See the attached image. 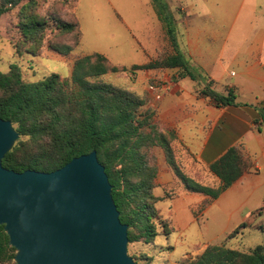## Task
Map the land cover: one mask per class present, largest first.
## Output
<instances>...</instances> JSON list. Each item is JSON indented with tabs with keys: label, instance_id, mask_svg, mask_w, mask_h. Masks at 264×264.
Segmentation results:
<instances>
[{
	"label": "trees",
	"instance_id": "trees-1",
	"mask_svg": "<svg viewBox=\"0 0 264 264\" xmlns=\"http://www.w3.org/2000/svg\"><path fill=\"white\" fill-rule=\"evenodd\" d=\"M79 1L0 0V18L19 8L20 37L11 41L16 57L40 56L49 31L55 35L49 40L48 48L70 55L83 38L76 13ZM151 2L165 26L173 53L164 50L149 63L128 68L115 66L105 55L96 52L75 59L71 76L51 73L33 83L23 80L17 64L11 65L7 73L0 71V118L12 121L20 134L13 149L4 157L3 166L19 173L27 170L50 173L76 157L96 151L112 185L120 219L128 225L130 244H151L158 236L169 241L175 233L172 223L158 207L170 195L155 194L159 187L156 147L164 150L168 165L187 191L204 194L212 200L234 185L251 165L244 146H233L209 166L221 180L220 186L203 184L185 171L176 156V132L160 131L157 112L147 106V96L98 80L109 73H125L135 80L138 71L178 69L172 76L174 83L185 78L205 81L207 84L200 94L216 107L236 105L234 89H228L226 94L217 92L213 88L214 81L202 69L193 66L181 51L174 15L167 2ZM42 6L46 11H41ZM71 8L73 13H65ZM65 34L73 40H60ZM260 122L264 125V107L255 123ZM205 205L199 211L194 210L196 217ZM253 214L264 216V206ZM247 227L249 224L243 223L222 244H208L203 253L185 264H264V244L250 252L230 246L236 234ZM169 248L174 249L170 245ZM15 255L16 249L9 244L4 225H0V264H16ZM132 257L138 264L137 258Z\"/></svg>",
	"mask_w": 264,
	"mask_h": 264
},
{
	"label": "crops",
	"instance_id": "crops-1",
	"mask_svg": "<svg viewBox=\"0 0 264 264\" xmlns=\"http://www.w3.org/2000/svg\"><path fill=\"white\" fill-rule=\"evenodd\" d=\"M87 5L94 6L90 14L85 12ZM146 5L152 6V2ZM169 6L181 51L193 66L202 69L214 81L213 88L217 92L226 94L228 89H234L236 105L216 107L200 94L203 87L198 86L200 82L206 85L205 81L185 78L174 83L172 76L178 69L138 71L132 89L147 96V106L157 112L160 131L176 132V156L185 171L198 181L212 187L220 186L221 180L209 166L233 146L242 144L251 162L250 168L234 185L212 200L204 194L187 191L168 165L164 150L160 149L159 190L156 189L155 194L170 195L158 204L164 218L175 229L169 241L177 232H185L188 237L189 231L199 225L201 241L188 246L198 256L208 244H222L243 223L247 222L246 229L251 230L264 222V216L253 214L264 206V125L255 123L264 107V0H184L174 8ZM76 13L83 33L81 43L86 39L88 21L93 22V29L98 32L102 28L119 30L130 43L127 50L111 41L109 50L94 48L77 58L97 52L115 66L131 68L149 63L161 51L173 53L165 26L159 19L158 26L145 28L143 43L122 19L109 12L104 0H80ZM168 78L171 83L167 87L164 83ZM149 82L160 85L156 87L161 93L160 99L149 90L152 86L146 87ZM184 158L196 161L201 177L187 170ZM203 205L205 207L196 217L194 210L199 211ZM174 252L175 247L172 254ZM187 254L192 255L191 252Z\"/></svg>",
	"mask_w": 264,
	"mask_h": 264
},
{
	"label": "water",
	"instance_id": "water-1",
	"mask_svg": "<svg viewBox=\"0 0 264 264\" xmlns=\"http://www.w3.org/2000/svg\"><path fill=\"white\" fill-rule=\"evenodd\" d=\"M20 134L0 118V225L16 264H137L96 151L50 172L7 169Z\"/></svg>",
	"mask_w": 264,
	"mask_h": 264
},
{
	"label": "rangeland",
	"instance_id": "rangeland-1",
	"mask_svg": "<svg viewBox=\"0 0 264 264\" xmlns=\"http://www.w3.org/2000/svg\"><path fill=\"white\" fill-rule=\"evenodd\" d=\"M104 1L107 3L109 12L114 17L122 19L131 33L135 34L143 43L145 42V39L143 38L145 28L149 25L156 27L159 24L158 18L155 16V9L153 5H146V3L151 0ZM181 1L184 0H165V2H167L168 5L170 4L172 8L176 7ZM18 9L19 8H16L12 12L3 15L0 18V71L7 73L10 70L11 65L17 64L21 69L23 80L27 83L39 82L51 73L59 74L62 77L71 76L74 61L77 58V55L80 56L85 52L94 50V48L104 47L109 50L111 41H116L115 43L120 46L119 48L129 49V38H124L119 30L114 28L109 30L102 28L100 32H98L93 29V22L88 21L86 39L84 43L82 42L83 44L81 43L70 55L65 56L48 48L49 40L55 35L52 31H49L48 38L46 40V47L40 56H24L23 58H17L11 41L12 39L20 37L17 26ZM41 11H46L44 10V6L41 7ZM92 11H94L93 5L85 6V12L87 14H90ZM66 12L68 14L73 13V9H67L65 13ZM59 39L68 42V40H73V37L65 34L61 35ZM52 41L54 42L56 39H53ZM131 79L132 78L125 73H109L98 78V80H103L137 93V91L132 89L134 88L133 86L135 82ZM167 80L168 81L164 84L168 87V84L171 83V78H168ZM151 86H154L155 88L157 86L160 87V85H155L154 82H149L146 87L149 89ZM172 86L170 88H172ZM204 86L205 85L200 82L198 87L201 88ZM170 88H168V90ZM138 90L141 92L142 88L139 87ZM149 90L154 93L151 88ZM160 149L162 148L156 147L154 150L158 167ZM184 162L188 171L196 172L198 176H202L201 172L199 173L196 161L184 158ZM256 228L257 229L251 230L243 229L242 233H240V231V234H236V237L230 243V246L234 249L250 252L256 246L264 244V222H261ZM184 233L177 232L170 241H168L164 236H158L155 242L151 244L142 242L133 244L129 243V255L136 257L138 264H185L188 260L194 259L196 256V251H191L188 246L191 242L199 243L202 239V233L199 225H195L189 231L188 237H185ZM241 235L245 236H243V239H238ZM220 240L222 239H219L218 242H221ZM183 243L186 244L183 245ZM169 244L175 247V252L173 254V250L169 248ZM186 252H191L194 256L188 254L186 255Z\"/></svg>",
	"mask_w": 264,
	"mask_h": 264
},
{
	"label": "built area",
	"instance_id": "built-area-1",
	"mask_svg": "<svg viewBox=\"0 0 264 264\" xmlns=\"http://www.w3.org/2000/svg\"><path fill=\"white\" fill-rule=\"evenodd\" d=\"M151 89L155 92V97H156L157 99H160V98H161V93H160V91H158V89H156L154 86H152ZM5 264H7V263H5Z\"/></svg>",
	"mask_w": 264,
	"mask_h": 264
}]
</instances>
